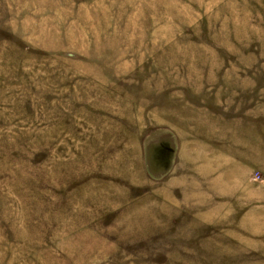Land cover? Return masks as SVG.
Here are the masks:
<instances>
[{"label": "rangeland", "instance_id": "1", "mask_svg": "<svg viewBox=\"0 0 264 264\" xmlns=\"http://www.w3.org/2000/svg\"><path fill=\"white\" fill-rule=\"evenodd\" d=\"M0 264H264V0H0Z\"/></svg>", "mask_w": 264, "mask_h": 264}, {"label": "water", "instance_id": "2", "mask_svg": "<svg viewBox=\"0 0 264 264\" xmlns=\"http://www.w3.org/2000/svg\"><path fill=\"white\" fill-rule=\"evenodd\" d=\"M174 154H175V149H173L170 146H167L165 150H159V152H157V154L154 157V160L155 159L156 160L155 161L153 160V163L158 162L157 164L159 166L160 164H162L165 168V172H167L171 167V161L174 157ZM153 163L151 164V166H153Z\"/></svg>", "mask_w": 264, "mask_h": 264}]
</instances>
